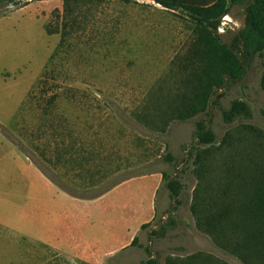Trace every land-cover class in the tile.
<instances>
[{"label": "rangeland", "instance_id": "1", "mask_svg": "<svg viewBox=\"0 0 264 264\" xmlns=\"http://www.w3.org/2000/svg\"><path fill=\"white\" fill-rule=\"evenodd\" d=\"M64 1L0 2V264H164L197 253L244 264L195 225L192 132L199 120L217 140L242 136L241 124L264 131V55L213 88L204 112L171 120L169 105L197 100L195 25L154 0ZM242 19L232 6L222 41ZM233 99L251 115L227 124L221 111ZM25 156L75 202L47 189L43 205L25 201L35 175ZM167 177L180 184L172 199Z\"/></svg>", "mask_w": 264, "mask_h": 264}, {"label": "trees", "instance_id": "2", "mask_svg": "<svg viewBox=\"0 0 264 264\" xmlns=\"http://www.w3.org/2000/svg\"><path fill=\"white\" fill-rule=\"evenodd\" d=\"M154 1L182 12L197 32L191 72L198 84L193 88L197 90L194 95L197 100L187 98L168 106L169 119L185 121L205 111L213 88H223L240 79L250 56L264 55V0ZM67 3L65 0L64 8ZM232 6L242 7L244 20L228 45L222 41L218 27ZM260 85L264 88V71ZM250 115L249 106L241 99L231 100L221 111L227 124L239 116ZM240 129L244 132L242 136L232 138V130H226L217 140L205 121L196 122L192 132L196 145L192 162L199 185L193 191L190 210L196 227L220 248L244 264H264V131L251 124H241ZM236 142L240 145L235 146ZM216 153H222L223 160L213 168ZM165 187L171 199L179 194L180 184L174 178L167 177ZM210 260L211 255L197 253L180 262L170 260L164 264H208ZM140 264H158V260L150 256Z\"/></svg>", "mask_w": 264, "mask_h": 264}, {"label": "crops", "instance_id": "3", "mask_svg": "<svg viewBox=\"0 0 264 264\" xmlns=\"http://www.w3.org/2000/svg\"><path fill=\"white\" fill-rule=\"evenodd\" d=\"M25 158H26V161L28 162V164L31 166V174H32V170L35 172L34 176L33 175L28 176V179L26 178V180L23 183V187L21 189V195H23V197L25 198V201L29 200V198L33 199V197H36V203L43 205V197L42 196L39 197L37 195H40V193H39L40 190L44 192V189H47L48 191H55L57 194H63L68 200H72L73 202H75L74 201L75 196H72L70 189H67V190L63 189L61 191L59 187L62 185H60L59 183H56L55 181L52 182L49 178H47V176L43 173V171L40 168L35 166L27 158V156H25ZM68 186L70 187V185H68ZM33 193H36V196H34ZM42 205H41V207H42ZM42 212H43V208H41V213ZM53 213L54 212L51 213L52 214L51 217L54 220V218H56L57 215L54 216Z\"/></svg>", "mask_w": 264, "mask_h": 264}, {"label": "water", "instance_id": "4", "mask_svg": "<svg viewBox=\"0 0 264 264\" xmlns=\"http://www.w3.org/2000/svg\"><path fill=\"white\" fill-rule=\"evenodd\" d=\"M243 20H244V19H242V23H243Z\"/></svg>", "mask_w": 264, "mask_h": 264}]
</instances>
